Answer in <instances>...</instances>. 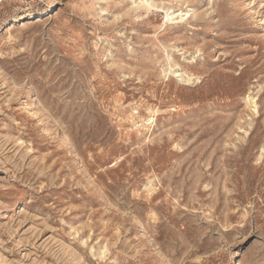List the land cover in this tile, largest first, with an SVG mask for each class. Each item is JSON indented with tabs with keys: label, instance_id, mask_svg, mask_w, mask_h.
<instances>
[{
	"label": "rangeland",
	"instance_id": "obj_1",
	"mask_svg": "<svg viewBox=\"0 0 264 264\" xmlns=\"http://www.w3.org/2000/svg\"><path fill=\"white\" fill-rule=\"evenodd\" d=\"M0 264H264V0H0Z\"/></svg>",
	"mask_w": 264,
	"mask_h": 264
},
{
	"label": "bare ground",
	"instance_id": "obj_2",
	"mask_svg": "<svg viewBox=\"0 0 264 264\" xmlns=\"http://www.w3.org/2000/svg\"><path fill=\"white\" fill-rule=\"evenodd\" d=\"M143 5V4H142ZM187 13H185L183 16H185Z\"/></svg>",
	"mask_w": 264,
	"mask_h": 264
}]
</instances>
